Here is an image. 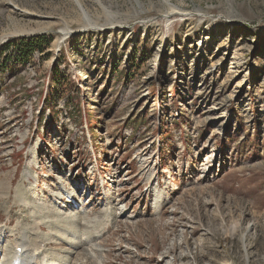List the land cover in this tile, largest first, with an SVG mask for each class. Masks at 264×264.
Listing matches in <instances>:
<instances>
[{
    "label": "rangeland",
    "instance_id": "obj_1",
    "mask_svg": "<svg viewBox=\"0 0 264 264\" xmlns=\"http://www.w3.org/2000/svg\"><path fill=\"white\" fill-rule=\"evenodd\" d=\"M35 37L22 66L5 46ZM4 55L2 244L44 264H264V0H0Z\"/></svg>",
    "mask_w": 264,
    "mask_h": 264
},
{
    "label": "bare ground",
    "instance_id": "obj_2",
    "mask_svg": "<svg viewBox=\"0 0 264 264\" xmlns=\"http://www.w3.org/2000/svg\"><path fill=\"white\" fill-rule=\"evenodd\" d=\"M175 15H179L178 13H175ZM23 177L24 178H28V176H26L25 175V172H24V174H23ZM4 182V181H3ZM8 185H6V187H7ZM5 187V185H4V188H6ZM3 188V189H4ZM4 191V190H3ZM66 191V190H65ZM153 192H154V200H152V202H151V204H152V207H151V209H154V212L155 213H158V211H159V207H160V205H161V202L162 201H158V197H157V195H159V193H160V191H159V189H157V187H154L153 188V190H152ZM66 194H67V196H68V199L70 200V202L72 201V203H73V201H76V199H75V196H74V194H73V191L71 192V191H69V190H67V192H65ZM54 197H56L57 199H61V200H63L64 198H63V196H62V194L61 193H56V195H53ZM57 202H60V201H58L57 200ZM75 203H77V201L75 202ZM74 203V204H75ZM78 204V203H77ZM58 205V204H57ZM56 205V206H57ZM69 205V204H68ZM55 206V205H54ZM115 207H116V209L115 210H113V211H111V212H113V214L112 215H114L115 217L118 215V216H122L124 213H126V209H124L121 205H119L118 204V206L117 205H114ZM60 207H63L62 205L60 206ZM48 208V207H47ZM49 210V209H48ZM82 210V209H81ZM81 210L80 209H78V208H71L70 210H67V212L66 211H64V210H62V209H60V210H56L57 211V215L56 216H62V217H64V218H74L75 217V219H79L81 216ZM83 213V212H82ZM8 214V213H7ZM96 215V214H95ZM34 218V217H33ZM55 218V217H54ZM93 218V217H92ZM62 218L60 217V221H62L61 220ZM71 219H69V220H71ZM82 219H84V218H82ZM39 220V218L37 219V221ZM45 220H46V217H45ZM80 220V219H79ZM79 220H77L78 222H81V221H79ZM40 221V220H39ZM52 221V220H51ZM51 221H49V222H51ZM53 221H54V219H53ZM76 221V220H75ZM76 221V222H77ZM84 221V220H83ZM42 222V221H41ZM67 222H70V221H67ZM85 222L86 221H84L83 223L85 224ZM88 222V221H87ZM95 222V221H94ZM54 223V222H53ZM83 223H80V224H83ZM90 223V222H89ZM34 224H36V223H34ZM84 224L82 225V227L84 226ZM87 224V223H86ZM91 224V223H90ZM89 224V225H90ZM103 224V223H102ZM28 225V224H27ZM37 225V224H36ZM75 225V224H74ZM16 226V225H15ZM18 226V225H17ZM20 226V225H19ZM61 226V225H60ZM98 226V225H97ZM69 227V226H68ZM78 227V226H77ZM4 228L5 227H3V226H0V256H1V260H0V263L2 264V262H3V264H4V262L5 261H7V260H11V259H13L14 257H16V262L19 260L20 262V264H44L45 263V260L46 261H48V259H47V257H46V255H44V256H42V257H40L39 256V251H38V249H36V248H34L35 250H33L32 248V252H30L29 253V250H27V248H26V246L25 245H23V244H25V243H21L20 242V240H19V242H16L19 238H20V235H19V237H18V239L17 240H15L13 237H14V231H13V229H11V230H9V232L10 233H12L11 234V237L13 238L12 240H11V244H8L7 243V241H6V243H5V245L4 244H2L1 243V237H2V235L4 234ZM22 228V227H21ZM33 228V227H32ZM64 228H66V227H64ZM88 228V227H87ZM92 228V227H91ZM15 229V228H14ZM17 229V228H16ZM23 229V228H22ZM67 229V228H66ZM58 230V229H57ZM21 231V230H20ZM54 231V230H53ZM87 231V230H86ZM59 233V232H58ZM82 233V232H81ZM41 234V233H40ZM45 234V233H44ZM51 234V233H50ZM57 234V233H56ZM89 234H90V232H89ZM25 235V234H24ZM55 235V234H54ZM17 236V235H16ZM21 236H22V233H21ZM33 236V235H32ZM47 236V235H46ZM60 236H62V235H58V237H60ZM36 237V236H35ZM57 237V238H58ZM68 237V236H67ZM23 238H26V237H23ZM29 238V237H28ZM37 238V237H36ZM41 238V237H40ZM51 238V237H50ZM21 239V238H20ZM32 239V238H31ZM59 239V238H58ZM61 239V238H60ZM22 240H24V239H21V241ZM33 240H34V238H33ZM36 240V239H35ZM40 240V239H39ZM45 240H47L48 241V238L47 239H45ZM66 240V239H65ZM28 241V240H27ZM38 241V240H37ZM54 240L52 239V242H53ZM77 238L76 237H72V238H70V239H68V241H66L67 243H69L70 244V248L71 247H73L74 245H76L77 244ZM86 241V240H85ZM23 242V241H22ZM25 242V241H24ZM57 242V241H56ZM87 242V241H86ZM85 242V243H86ZM28 243H30V239H29V242ZM40 243V242H39ZM80 242L78 241V244H79ZM84 243V242H83ZM82 243V244H83ZM88 243V242H87ZM33 244H35V243H33ZM77 244V245H78ZM81 244V243H80ZM89 244V243H88ZM4 245V246H3ZM39 245V244H38ZM44 245V244H43ZM84 245V244H83ZM93 245V244H92ZM31 246V245H30ZM40 246V245H39ZM45 246V245H44ZM81 246V245H80ZM79 246V247H80ZM85 246V245H84ZM89 246V245H88ZM94 246V245H93ZM33 247H34V245H33ZM78 247V246H77ZM78 247V248H79ZM87 247V246H86ZM85 247V248H86ZM91 247V246H90ZM28 248H30L29 246H28ZM81 248H83V247H81ZM92 248V247H91ZM87 249V248H86ZM61 250V249H60ZM83 250H85V249H83ZM48 251V250H47ZM66 251V250H65ZM25 252H27V253H29V255L28 254H24ZM41 252V251H40ZM57 252V251H56ZM70 252V250H67L66 251V253H69ZM86 252V251H85ZM94 252H100V249L99 248H96L95 250H94ZM48 253V252H47ZM23 254V255H22ZM72 254V253H71ZM93 253H91L90 254V256L92 255ZM97 254V253H96ZM20 255H22V258H20L19 256ZM70 255V254H69ZM89 255V254H88ZM94 255H95V253H94ZM58 256V255H57ZM40 257V258H39ZM91 258V257H90ZM57 259V258H56ZM96 259V258H95ZM54 262V261H53ZM7 263H9V262H6V264ZM13 263V262H12ZM99 263V262H98ZM17 264V263H16Z\"/></svg>",
    "mask_w": 264,
    "mask_h": 264
},
{
    "label": "trees",
    "instance_id": "obj_3",
    "mask_svg": "<svg viewBox=\"0 0 264 264\" xmlns=\"http://www.w3.org/2000/svg\"><path fill=\"white\" fill-rule=\"evenodd\" d=\"M38 39L40 40L41 38L35 37V38H32V39H27V40L20 39V40H18L16 42L8 43L5 47L6 48L12 47V45H13L12 43H15L16 51H15V56L14 57H16L17 59L21 60V65L23 66V65L26 64V60L30 57L32 52L35 50V47H37L36 44L39 41ZM2 60H4V61L1 62V64H0L1 66L0 67L5 70L6 68H9L10 62L14 63L15 58L13 59V58H10V57H7V56L4 55V59H2ZM51 76H52L51 79L54 81L55 85L59 84L62 81L61 76H59V70L56 69V68L54 69V67L52 68V75ZM48 102H49L48 99L45 97L44 100H43L42 107H44L46 104H48ZM52 106L55 107L54 105H52Z\"/></svg>",
    "mask_w": 264,
    "mask_h": 264
}]
</instances>
